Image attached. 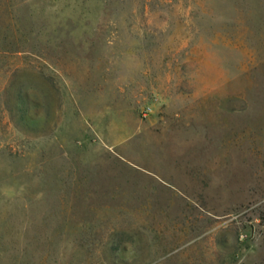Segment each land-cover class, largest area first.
Instances as JSON below:
<instances>
[{
    "label": "rangeland",
    "instance_id": "obj_1",
    "mask_svg": "<svg viewBox=\"0 0 264 264\" xmlns=\"http://www.w3.org/2000/svg\"><path fill=\"white\" fill-rule=\"evenodd\" d=\"M0 264H264V0H0Z\"/></svg>",
    "mask_w": 264,
    "mask_h": 264
},
{
    "label": "built area",
    "instance_id": "obj_2",
    "mask_svg": "<svg viewBox=\"0 0 264 264\" xmlns=\"http://www.w3.org/2000/svg\"><path fill=\"white\" fill-rule=\"evenodd\" d=\"M149 111H150V108L147 107V108L145 109V113H147V112H149Z\"/></svg>",
    "mask_w": 264,
    "mask_h": 264
}]
</instances>
